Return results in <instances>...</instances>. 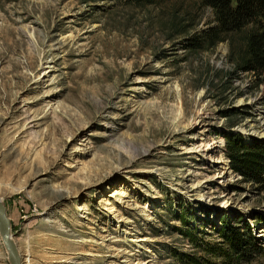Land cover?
<instances>
[{"label": "rangeland", "instance_id": "rangeland-1", "mask_svg": "<svg viewBox=\"0 0 264 264\" xmlns=\"http://www.w3.org/2000/svg\"><path fill=\"white\" fill-rule=\"evenodd\" d=\"M214 25L201 0H0V202L21 264H264V170L227 158L231 139L264 146V73L227 41L192 46Z\"/></svg>", "mask_w": 264, "mask_h": 264}, {"label": "trees", "instance_id": "trees-1", "mask_svg": "<svg viewBox=\"0 0 264 264\" xmlns=\"http://www.w3.org/2000/svg\"><path fill=\"white\" fill-rule=\"evenodd\" d=\"M140 4H153L154 0H133ZM212 10L215 25L209 32L193 40L198 49L212 48L227 41L233 46L231 54L239 69L261 75L264 73V0H201ZM238 40L234 43V38ZM227 158L233 169L255 179L264 170V146L247 147L238 140L228 141ZM190 236V235H189ZM219 236L233 253L242 248L245 239L228 226H223ZM215 257L225 255L214 253ZM219 255V256H218Z\"/></svg>", "mask_w": 264, "mask_h": 264}, {"label": "water", "instance_id": "water-1", "mask_svg": "<svg viewBox=\"0 0 264 264\" xmlns=\"http://www.w3.org/2000/svg\"><path fill=\"white\" fill-rule=\"evenodd\" d=\"M10 220L7 217L6 209L0 202V238L8 252L10 264H21L15 245L10 238Z\"/></svg>", "mask_w": 264, "mask_h": 264}, {"label": "bare ground", "instance_id": "bare-ground-1", "mask_svg": "<svg viewBox=\"0 0 264 264\" xmlns=\"http://www.w3.org/2000/svg\"><path fill=\"white\" fill-rule=\"evenodd\" d=\"M65 44V40H60V41H55L51 46H50V48H48L45 52H44V54H43V59L44 60H46L50 55H52V49H54V50H56V49H60L61 47H63V45ZM45 74V73H44ZM203 146V145H202ZM201 150V149H200ZM196 153H198V149L197 150H192V152L191 151H188V152H186V154H192V155H194V154H196ZM29 251H30V249H29ZM28 251V252H29ZM27 252V251H26ZM27 252V253H28Z\"/></svg>", "mask_w": 264, "mask_h": 264}]
</instances>
